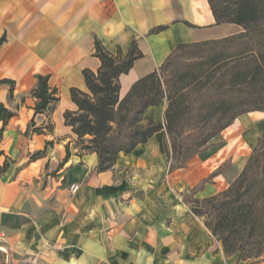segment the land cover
<instances>
[{
	"label": "crops",
	"instance_id": "0c3cea01",
	"mask_svg": "<svg viewBox=\"0 0 264 264\" xmlns=\"http://www.w3.org/2000/svg\"><path fill=\"white\" fill-rule=\"evenodd\" d=\"M158 27L167 29L152 34ZM241 32L235 24L218 25L208 0H0V39L6 36L0 81L15 82L11 98L10 86L0 85V106L16 114L0 138V167L10 164L0 175V249L49 264H264L227 256L184 202L226 163L196 198L225 191L240 175L264 135V111L236 119L214 140L218 146L170 174L165 130L99 173L97 154L81 150L65 124V113L78 110L71 89L89 93L83 71L97 73L101 66L97 39L113 54L119 48L126 54L135 40L143 53L120 77L124 99L179 45ZM39 75L57 90L52 114H35L31 91ZM167 105L149 108L145 119L164 124ZM73 185L80 187L75 194Z\"/></svg>",
	"mask_w": 264,
	"mask_h": 264
},
{
	"label": "trees",
	"instance_id": "16d2710c",
	"mask_svg": "<svg viewBox=\"0 0 264 264\" xmlns=\"http://www.w3.org/2000/svg\"><path fill=\"white\" fill-rule=\"evenodd\" d=\"M216 23L235 24L243 32L219 40L179 45L159 69L136 82L120 99V77L143 58L137 41L124 54L109 52L95 42V56L101 61L97 73L84 70L89 93L71 89L76 112L65 113L85 152L98 156L97 171H109L120 153L130 154L165 130L168 173L188 167L198 154L218 146L214 140L242 115L264 111V0H208ZM189 27L191 24L186 23ZM167 27H158L152 34ZM6 36L0 39V47ZM10 86L15 82L1 80ZM37 99L35 114H52L59 102L57 90L49 86V76H37L31 91ZM166 100L165 123L145 119L148 109ZM16 114L0 106V138L7 122ZM34 121L31 122L33 127ZM41 132L42 128H35ZM86 137L90 139L85 140ZM45 151L31 156L35 161ZM3 152H0V156ZM226 163L202 180L184 202L203 219L211 234L222 242L227 256L240 260L264 261V135L255 146L240 175L223 192L205 199L196 195L222 174ZM9 163L0 167V175Z\"/></svg>",
	"mask_w": 264,
	"mask_h": 264
},
{
	"label": "rangeland",
	"instance_id": "374dc122",
	"mask_svg": "<svg viewBox=\"0 0 264 264\" xmlns=\"http://www.w3.org/2000/svg\"><path fill=\"white\" fill-rule=\"evenodd\" d=\"M90 139V137H86L85 140ZM79 148H82V145L77 142ZM82 150V149H81ZM10 167V164H9ZM54 173H52L53 175ZM72 192V191H71ZM75 194V193H73ZM13 259H17L18 261H14ZM253 262L261 261L259 260H250ZM0 264H49L46 261H42L41 259H38L37 257L31 258V256H25L20 255L14 252H5L2 249H0Z\"/></svg>",
	"mask_w": 264,
	"mask_h": 264
},
{
	"label": "built area",
	"instance_id": "2783aa9c",
	"mask_svg": "<svg viewBox=\"0 0 264 264\" xmlns=\"http://www.w3.org/2000/svg\"><path fill=\"white\" fill-rule=\"evenodd\" d=\"M79 189H80V187L78 185L71 186L72 193H76Z\"/></svg>",
	"mask_w": 264,
	"mask_h": 264
}]
</instances>
